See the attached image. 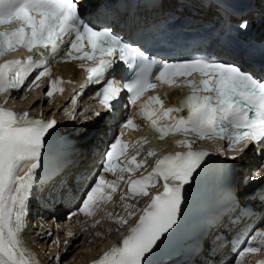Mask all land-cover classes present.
Returning <instances> with one entry per match:
<instances>
[{
	"label": "snow or ice",
	"instance_id": "1",
	"mask_svg": "<svg viewBox=\"0 0 264 264\" xmlns=\"http://www.w3.org/2000/svg\"><path fill=\"white\" fill-rule=\"evenodd\" d=\"M154 2L159 9H165L184 0ZM106 14L107 0H0V96L5 97L0 103V264H39L24 244L23 233L38 175L50 166L48 145L57 129L55 119L31 118L27 112L17 114L5 105L9 103V94L13 90L30 92L40 87L38 82L44 77L49 84L45 92L47 97L62 93L64 89L60 85L65 82L52 73L53 65L60 62H82L79 67L86 72V83L102 85L95 97L99 108L108 113L115 111L113 101H119L121 91L127 94L124 107L135 108L146 92L160 86H172L179 81L188 89L179 107L164 110L165 116L176 114L173 126L160 128L155 119L167 96L149 97L138 112L128 116L120 125L121 129L137 130L141 129V124L135 121H143L145 126L159 134L160 140L168 135L184 137L176 143L188 150L167 155L142 179L126 180L121 174L117 180L110 181L105 173L115 176L117 171L134 172L147 163V157L137 163L136 157L143 152L139 141L140 147L133 146L135 155L131 160L127 164L120 162L129 148L122 142L121 138L126 134L122 130L103 154L96 179L86 186L77 210L67 217L71 219L80 213L94 217L105 203L112 201L121 182L128 184L121 200L147 197L150 195L149 186L154 188L159 184L160 190L143 208L123 205L124 215L114 222L122 228L137 216L138 220L121 242L105 252L96 264H153V258L182 228L184 213L199 179L197 170H203L201 164L210 156L244 153L250 144L255 145V151L262 159L250 174L241 178L244 191L240 194L259 195L264 201V152L260 151L264 149V67L257 75L254 68L244 69L212 53L157 60L148 54L139 40H126L116 33L113 25L106 22ZM131 24L141 33L150 30L147 22L136 17H132ZM236 27L247 32L249 22L244 20ZM85 45L90 47V52L78 54ZM21 49L29 53L35 50L39 59L32 55L25 60L5 59ZM118 64L122 67L116 69ZM116 71L121 73L122 87L116 82ZM76 102L75 98L71 101L73 105ZM153 105H158L159 109L154 110ZM99 108L85 109L92 113L86 120L103 118ZM68 117L77 120L74 112L68 113ZM204 140L224 141L227 148H217L216 153L194 151L193 143ZM147 142V139L143 140V143ZM154 155L155 150L147 153L148 157ZM238 158L244 157L228 156L230 160ZM253 189L258 191H251ZM259 224L239 248L231 264H249L247 256L264 252V218H260ZM214 251L209 243L194 253L198 258L191 264H212L210 257ZM201 256L204 258L199 259Z\"/></svg>",
	"mask_w": 264,
	"mask_h": 264
},
{
	"label": "bare ground",
	"instance_id": "2",
	"mask_svg": "<svg viewBox=\"0 0 264 264\" xmlns=\"http://www.w3.org/2000/svg\"><path fill=\"white\" fill-rule=\"evenodd\" d=\"M62 72L66 78H71L73 76L78 75V72L75 69V66L73 65L64 66V69L62 70ZM32 101L33 100L31 99L28 102L22 104L24 108H27L26 111L29 113V115H32L35 112L40 111L41 103L37 104V103H33ZM63 104H64V101L60 104L54 103L53 108H50L49 104L44 105L42 109V115L43 116L53 115L56 112L57 108L61 107ZM65 113L66 115H68V113H71V111L65 110ZM159 148H161V146H159L156 151H160ZM142 161L144 160H141V162ZM150 162H147L144 164L143 170L151 166ZM153 166L155 165H152V168H154ZM148 171L146 172V174H149ZM148 190L150 192V195L147 197H139L137 198V200H123L122 202H120L121 203L119 204V206H121L119 207L121 208L120 210L124 208L123 205L125 203L127 204L131 203L132 205H135L136 207H139V208L142 206H146L150 202L152 196L155 195L160 190V186L159 184H157V186L154 188L149 186ZM110 210L113 211V215L111 217V219H113L117 209L114 208ZM102 217L103 216H97L98 219L99 218L102 219ZM133 222H136V218L133 220H130L128 224H132ZM33 224L34 223L32 222L30 226L32 227ZM106 224L108 223L105 222L104 225L106 226ZM128 224L126 226H128ZM126 226L122 228L117 227V229L116 228L111 229L109 227H105L104 229H99V231L96 234L92 235L90 239L86 237L90 232L89 228L83 231L80 237L78 236V234H74V236L68 239L60 235L58 236V238H56L57 236L54 237L53 235L48 234V237H50L51 241L54 242L53 245L56 246V253H55L56 255L51 260H49V257H47L46 259L42 261V258H41L43 256L42 253H40L41 259L39 258V256L38 258H36V254L38 252L37 247L45 246V245H43L42 242H38L36 240L35 231L33 230V228H30L26 232L27 237H25L24 240H27L29 242V245L27 248L33 254H35V258L39 260V264H96V262L99 261L103 257L105 252L109 251L113 246H116L121 242V234L125 232ZM27 228H28V225H27ZM49 231L50 230H47V233ZM176 234L180 236L181 235L188 236L185 231L184 224L182 228L180 229V231L177 232ZM180 236L172 237L167 244H170L171 242H179ZM190 239L191 238L187 239L184 242L183 246H186ZM169 248H175L178 251L182 248V245H175L171 243ZM53 254L54 253L52 252V255ZM60 256H61V259L59 261L56 259V257H60ZM172 258H174V255H171L170 257L169 256L161 257L159 259L153 260V264H175L176 260L178 259V256L176 255L172 261H169Z\"/></svg>",
	"mask_w": 264,
	"mask_h": 264
}]
</instances>
